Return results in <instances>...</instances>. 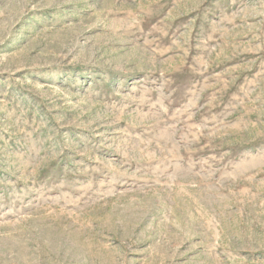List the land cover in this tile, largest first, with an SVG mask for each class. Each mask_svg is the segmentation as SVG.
Masks as SVG:
<instances>
[{
	"label": "rangeland",
	"instance_id": "obj_1",
	"mask_svg": "<svg viewBox=\"0 0 264 264\" xmlns=\"http://www.w3.org/2000/svg\"><path fill=\"white\" fill-rule=\"evenodd\" d=\"M0 264H264V0H0Z\"/></svg>",
	"mask_w": 264,
	"mask_h": 264
}]
</instances>
